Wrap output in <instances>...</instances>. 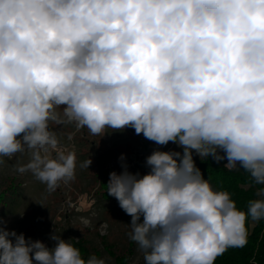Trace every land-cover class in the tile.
<instances>
[{"label":"clouds","instance_id":"obj_1","mask_svg":"<svg viewBox=\"0 0 264 264\" xmlns=\"http://www.w3.org/2000/svg\"><path fill=\"white\" fill-rule=\"evenodd\" d=\"M68 125L183 149L154 150L146 174L122 154L109 174L145 264H215L246 246L249 217L264 219V0H0V158L53 192L75 178ZM193 152L244 170L260 198L240 210ZM51 239L0 227V264H106Z\"/></svg>","mask_w":264,"mask_h":264},{"label":"rangeland","instance_id":"obj_2","mask_svg":"<svg viewBox=\"0 0 264 264\" xmlns=\"http://www.w3.org/2000/svg\"><path fill=\"white\" fill-rule=\"evenodd\" d=\"M62 131L61 147L65 152H75L77 167L75 178L68 183L61 182L53 192H49L31 172L18 173L15 157L0 158V199L6 201L0 202V227L40 240L49 248L55 245L51 236L58 234L64 240L73 239L71 243L75 247L77 243H84L90 250H99L106 264H117L103 244L127 254L125 246L130 240L127 225L131 217L116 198L107 200L101 196V180L103 177L109 179L113 171H123L122 154L129 171L146 174L150 171L146 158L154 150L182 152L183 149L173 142L158 145L142 134L136 135L132 128L107 129L104 136L103 133L92 135L87 128L76 130L71 125ZM69 134L71 140L67 138ZM89 157L92 160L89 169L80 167ZM197 157L193 152V159ZM27 160L24 156L23 162ZM132 257L129 264H145L143 253L136 244Z\"/></svg>","mask_w":264,"mask_h":264},{"label":"trees","instance_id":"obj_3","mask_svg":"<svg viewBox=\"0 0 264 264\" xmlns=\"http://www.w3.org/2000/svg\"><path fill=\"white\" fill-rule=\"evenodd\" d=\"M194 161L203 173L204 178L208 179L215 189L225 190L231 194L232 199L240 210L247 211L248 202L260 198L257 196V192L261 186L255 184L250 175L244 170H228L223 167L227 163L226 160L217 163L211 157L201 159L198 156ZM108 180L107 177H103L101 180L100 194L107 200H113L114 197L107 194L106 184ZM1 201H5V199H0ZM247 231L248 242L246 246L242 248H229L216 259L215 264H264V219L252 221L249 217ZM76 247L80 249L85 259L92 254L102 257L99 250H90L84 246V243L81 245L77 243ZM103 247L115 257L117 264H129L130 259L133 258L135 242L129 240L128 245L125 246L127 254H122L123 251L121 250L118 253L117 248L109 244L104 243Z\"/></svg>","mask_w":264,"mask_h":264}]
</instances>
